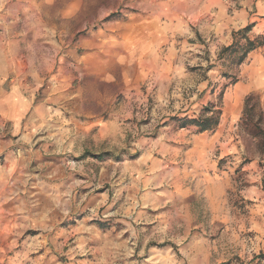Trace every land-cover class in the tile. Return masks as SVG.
Wrapping results in <instances>:
<instances>
[{
    "label": "rangeland",
    "instance_id": "rangeland-1",
    "mask_svg": "<svg viewBox=\"0 0 264 264\" xmlns=\"http://www.w3.org/2000/svg\"><path fill=\"white\" fill-rule=\"evenodd\" d=\"M200 10L0 0V264H264V86L237 91L264 31L221 46Z\"/></svg>",
    "mask_w": 264,
    "mask_h": 264
},
{
    "label": "crops",
    "instance_id": "crops-1",
    "mask_svg": "<svg viewBox=\"0 0 264 264\" xmlns=\"http://www.w3.org/2000/svg\"><path fill=\"white\" fill-rule=\"evenodd\" d=\"M193 1V0H191ZM243 7H237L233 9L230 13L227 8L229 6L211 8L216 0H199V5H201V15L205 18L209 17V23L204 25L199 31H203L207 36L213 35L216 37L217 44L223 46L228 45L232 41V29L234 27L245 26L249 21L255 23L253 26L252 33L258 35L264 31V0L255 1L256 12L250 13L251 3H254L253 0H241ZM263 7V8H262ZM193 34H189L191 36ZM187 46L185 47L186 52L189 55H194L202 53V48L205 47L201 43L186 42ZM197 52V53H196ZM250 63L241 66V74L244 77H248L247 85L251 86L250 88L244 82L243 86H239L237 91L239 92V99L247 93L251 88H260L264 86V46L260 47L253 51L250 55ZM165 68L159 70L157 76L159 82V95L163 100H169L171 97L169 94V86L174 81L181 72H185L186 64L180 58L171 57L169 62H165ZM170 66L168 67V65ZM215 71V70H211ZM207 84H202L204 89ZM234 94V93H233ZM186 130V129H185ZM167 151L170 152L168 149ZM171 151V153H176Z\"/></svg>",
    "mask_w": 264,
    "mask_h": 264
},
{
    "label": "trees",
    "instance_id": "trees-1",
    "mask_svg": "<svg viewBox=\"0 0 264 264\" xmlns=\"http://www.w3.org/2000/svg\"><path fill=\"white\" fill-rule=\"evenodd\" d=\"M253 24H249L247 25L243 31H248L251 29ZM242 31V30H241ZM264 41H259L258 39H248L247 38V42L245 44L244 47V51L242 53V55L239 58V62H242L245 57L247 56L248 52L255 49L256 47L260 46L263 44ZM235 44V43H234ZM237 44V43H236ZM235 44V45H236ZM233 45V44H232ZM234 46V45H233ZM232 46H228L225 49H230ZM247 103H248V98H247ZM187 121H191L193 123H195L198 127H199V131H205V130H210L212 129L214 126H216L219 122V117L218 116H205V117H199V118H192V119H186L185 122ZM259 258L264 259V254H259L258 256Z\"/></svg>",
    "mask_w": 264,
    "mask_h": 264
}]
</instances>
